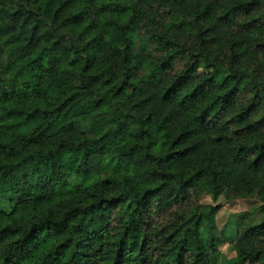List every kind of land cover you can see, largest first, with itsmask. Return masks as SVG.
<instances>
[{
  "label": "clouds",
  "instance_id": "9594fccd",
  "mask_svg": "<svg viewBox=\"0 0 264 264\" xmlns=\"http://www.w3.org/2000/svg\"><path fill=\"white\" fill-rule=\"evenodd\" d=\"M0 264H264V0H0Z\"/></svg>",
  "mask_w": 264,
  "mask_h": 264
}]
</instances>
